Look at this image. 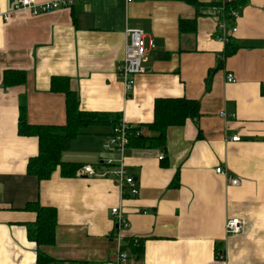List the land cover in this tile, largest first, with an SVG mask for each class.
I'll return each mask as SVG.
<instances>
[{
	"label": "crops",
	"instance_id": "obj_1",
	"mask_svg": "<svg viewBox=\"0 0 264 264\" xmlns=\"http://www.w3.org/2000/svg\"><path fill=\"white\" fill-rule=\"evenodd\" d=\"M211 2L84 0L32 15L14 12L17 0H0V14L11 12L8 22L0 16V264H37L40 252L57 264H106L115 253L117 206L130 223L124 243L144 240L140 259L128 248L131 264H264V0L239 10L234 34L219 31ZM128 30L142 31L149 49L130 92L120 76ZM224 35L236 48L225 60ZM8 70L24 71L26 83L6 87ZM54 77L69 80L81 111L120 115L143 136L156 135L147 125L158 99L196 100L200 117L170 127L166 151L129 147L136 198H124L112 176L64 178L57 169L38 181L27 166L39 141L18 134L20 106L31 125H66V97L51 90ZM111 131L85 128L62 161L103 171L102 160L117 158L103 148ZM34 202L57 210L54 245L28 238L37 214L26 206ZM233 218L244 227L228 236Z\"/></svg>",
	"mask_w": 264,
	"mask_h": 264
},
{
	"label": "trees",
	"instance_id": "obj_2",
	"mask_svg": "<svg viewBox=\"0 0 264 264\" xmlns=\"http://www.w3.org/2000/svg\"><path fill=\"white\" fill-rule=\"evenodd\" d=\"M249 0H235L228 5L230 13L232 9L240 10ZM229 19L230 16L226 15ZM229 21H232L231 19ZM184 23H181L183 28ZM229 39L226 50L222 56L225 60L233 55L235 47L230 46ZM27 74L24 71L8 70L4 74V85L14 87L24 85ZM51 90L63 93L66 97L67 122L64 126H36L26 120L25 105L20 106V118L18 134L22 137H37L39 141L38 155L29 159L27 175L38 181L49 180L54 172L59 169L64 178L75 177L76 171L82 165L66 163L62 161L63 153L69 151L73 139L83 134V130L89 126H110L112 129L122 120L120 115L88 113L80 110L79 99L70 89L68 79L54 77ZM200 117V104L196 100L185 98L173 99L163 98L155 102V118L147 127L155 136H143L140 129H130L129 147L136 149H161L166 151L167 131L170 127H182L188 120ZM164 160V159H163ZM26 210L37 214L36 222L28 228V238L37 246H51L55 244V230L57 226L58 213L55 208L43 207L39 202L29 203ZM132 239L127 247L132 256L138 260L144 251V240ZM218 251V250H217ZM221 252H218L220 254ZM37 264H57L53 259L41 252L38 254ZM83 264V263H82Z\"/></svg>",
	"mask_w": 264,
	"mask_h": 264
},
{
	"label": "built area",
	"instance_id": "obj_3",
	"mask_svg": "<svg viewBox=\"0 0 264 264\" xmlns=\"http://www.w3.org/2000/svg\"><path fill=\"white\" fill-rule=\"evenodd\" d=\"M78 1L84 0H52L48 2H38L37 0H17L14 7V12L28 11L32 15H38L41 13H47L61 8H71ZM134 0H125L127 4H131ZM235 0H212L211 12L218 19L219 31H226L231 28V33L237 32V28L233 26L234 22L239 19L240 11L232 9L230 13L228 11V5L233 4ZM226 15L230 18L227 19ZM4 21L8 22L11 16V12L0 14ZM232 21H229V20ZM129 42L126 45L125 58L120 66V76L125 86L126 92L133 90L135 85V78L138 75L144 73L143 64L147 61L149 49L145 45V34L140 30H128L127 31ZM230 36V34H228ZM224 35L222 39L225 44L229 41V36ZM150 48H153V44H150ZM227 82L236 83V79L232 74L227 76ZM222 117L226 116L222 113ZM131 127L122 118V120L112 129L108 135L106 142L103 145L105 151L116 154V159L102 160L100 165H105L106 168L99 172L93 166L86 165L80 167L76 173V177H89V178H104L112 176L116 179L122 196L124 198H136L139 196V189L136 185V180L133 176L128 174L127 166L125 163L126 153L129 149V133ZM241 139L235 137L233 142H239ZM160 160L164 159V154L160 155ZM216 173L226 176V171L223 168H217ZM232 186H239L240 181L237 179H230ZM111 215L115 224L114 232L111 237L115 243L114 258L108 261L106 264H131L132 256L128 253V247L124 243V232L130 228V223L125 217L124 209L121 206L112 208ZM244 227V223L239 218H233L226 223V234L236 235L239 234ZM138 239L135 241L137 242ZM218 259H223L222 253L217 254Z\"/></svg>",
	"mask_w": 264,
	"mask_h": 264
}]
</instances>
